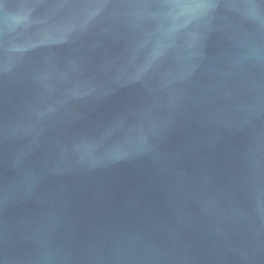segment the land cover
Masks as SVG:
<instances>
[{
  "label": "water",
  "instance_id": "95a60500",
  "mask_svg": "<svg viewBox=\"0 0 264 264\" xmlns=\"http://www.w3.org/2000/svg\"><path fill=\"white\" fill-rule=\"evenodd\" d=\"M0 264H264V0H0Z\"/></svg>",
  "mask_w": 264,
  "mask_h": 264
}]
</instances>
